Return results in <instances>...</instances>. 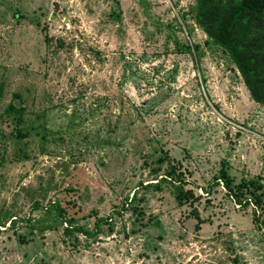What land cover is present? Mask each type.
Segmentation results:
<instances>
[{
    "label": "rangeland",
    "instance_id": "obj_1",
    "mask_svg": "<svg viewBox=\"0 0 264 264\" xmlns=\"http://www.w3.org/2000/svg\"><path fill=\"white\" fill-rule=\"evenodd\" d=\"M197 1L0 0V264H264V104Z\"/></svg>",
    "mask_w": 264,
    "mask_h": 264
},
{
    "label": "trees",
    "instance_id": "obj_2",
    "mask_svg": "<svg viewBox=\"0 0 264 264\" xmlns=\"http://www.w3.org/2000/svg\"><path fill=\"white\" fill-rule=\"evenodd\" d=\"M195 18L198 23L207 28L215 43L229 53L236 67L243 74L251 96L264 104V0H198ZM16 96L20 95L16 94ZM5 112L15 115L19 123L25 121V108L22 105L11 102ZM17 131L20 132L19 129ZM226 175L228 176L226 172H223L220 176H215L213 184H219L224 178L225 186L231 196L233 197L234 191L240 204H248L250 197H247L242 190L235 191V185ZM246 183L245 185L254 186L253 190H249L250 196L260 205L264 191L259 194L256 192L263 186L253 183V180ZM206 189L209 193L210 189ZM246 198L247 200L243 203V199ZM54 206L63 217L66 216V209L59 204ZM66 220V230L69 233L79 231L87 236L96 233V231L91 232L79 225L74 226L71 218ZM101 220V218L97 219L96 227H100Z\"/></svg>",
    "mask_w": 264,
    "mask_h": 264
}]
</instances>
